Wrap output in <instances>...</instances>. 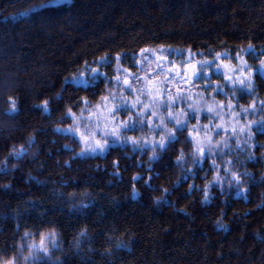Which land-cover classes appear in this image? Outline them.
<instances>
[{
  "label": "trees",
  "instance_id": "16d2710c",
  "mask_svg": "<svg viewBox=\"0 0 264 264\" xmlns=\"http://www.w3.org/2000/svg\"><path fill=\"white\" fill-rule=\"evenodd\" d=\"M249 43L255 57L241 55L258 68L264 57V0H0V257L23 252L26 232L54 231L53 258L36 264H264V133L255 126L244 151L237 153L233 139L230 155L216 153L200 163L193 162L198 157L188 135L197 124L194 117L175 142L156 149V159H150L151 147L142 151L120 141L104 152L80 154L79 138L57 130L72 124L62 119L68 107L79 116L82 97L95 105L107 94L103 79L95 84L71 79L86 61L97 67L95 61L107 56L110 66L100 71L111 79L117 53L122 67L134 71L142 48L164 46L179 58L189 50L194 58L210 59L217 52L235 58ZM211 82L226 85L224 94L215 96L225 107L214 124L224 123L230 134L232 112L253 101L255 113L239 122L264 118L259 72L251 94L233 95L221 75H212ZM196 87L195 94H187L201 101L196 93L203 84ZM10 97L17 102L15 112L8 111ZM203 101L213 102L211 88ZM181 107L187 110L177 101L176 110ZM162 114L167 116L166 108ZM128 116L117 113L116 120ZM199 123L203 139L206 112ZM161 132L149 131L145 120L143 128L137 123L123 135L143 143L159 141ZM224 136L220 130L214 143ZM21 147L25 152L14 156ZM213 159H232L233 171L250 173L242 176L244 191L225 178L223 190L213 184L204 201V186L216 176Z\"/></svg>",
  "mask_w": 264,
  "mask_h": 264
},
{
  "label": "snow or ice",
  "instance_id": "6c2138e0",
  "mask_svg": "<svg viewBox=\"0 0 264 264\" xmlns=\"http://www.w3.org/2000/svg\"><path fill=\"white\" fill-rule=\"evenodd\" d=\"M166 51L164 46H160L157 49H140L139 59H136L135 65L137 72H132L129 68L122 67L120 63L122 55L117 53L115 75L111 79H109L107 73L100 71L101 66H110L107 56L95 61L97 67L90 68L86 61L83 71L74 73L71 79L75 82L87 84H95L103 79L107 94L101 95L100 102L95 105H92L87 97H82V107L79 116L72 111L71 107H68L62 119L70 118L72 124L66 129L57 130L66 132L70 137L79 138V143L83 145L80 154L85 152H104L112 143L120 141L122 143H131L134 148L139 147L142 151H146L148 147H151L153 155L150 159H156V149L165 150L169 144L175 142L177 139L176 133L183 132L188 126L189 120L194 117L197 120V124L192 125L188 133L193 141V155L198 157V159H194V163L203 162L216 153H219L221 157L230 155L233 151L230 140L233 139L236 141L235 149L237 153L244 151L248 140L253 138L252 129L254 126L258 131L264 133V118L259 121L249 120L246 124L239 122L244 114L255 113V101L248 108H242L239 113L232 112L233 123L230 134L224 123H213L216 117L223 119L221 113L225 105L223 102H216L215 96L224 94L226 85L216 83L213 86L211 82L212 75H215L216 72L223 68V78L231 85L233 95L237 91L243 92L245 90L248 94H251L254 75L259 72L264 77V59H260L259 67L254 68L248 63L245 56L241 55L243 52L255 57V49L251 43L246 48H241L237 51L234 59L239 62L238 66L231 63L232 57H228L226 53L221 52H217L212 60H197L193 63L191 62L193 54L189 50V60L182 64L183 73L177 69L175 63L168 60V55L164 54ZM153 56L155 61L152 60ZM261 56H264V50L261 51ZM225 58L228 60L227 63H225ZM216 61H220V63H216ZM152 63H155V68L146 67V64L151 65ZM166 63L171 65L167 69L165 68ZM213 65L215 66V71H213ZM89 72L91 73L90 75ZM197 80L204 81L203 91L196 93L202 98L201 101H195L193 95L187 94V89L180 87V84H187L191 87ZM174 81L177 82V86L173 93L168 86ZM209 88H211L213 102L205 104L203 95ZM177 101L186 104L187 110L184 107L176 110ZM9 103L11 107L8 111H17L15 98L10 97ZM48 106L49 101L44 100L43 110L47 111ZM165 108L167 109L166 117L162 114V110ZM227 108L230 111L233 109L231 101L228 102ZM260 109L264 110V100L260 101ZM149 111L151 115L148 114ZM124 112L129 113L128 118L117 122V113ZM205 112L209 116V123L202 125L205 130L204 137L203 139H198L201 128L199 121ZM85 113H87V117H85ZM154 118H159V125L155 127ZM145 120L149 131L162 130L159 141H156L155 138L152 140L145 138L143 143H141L140 139L136 137H125L123 135L126 131L134 130L137 127V123H139L140 128H143ZM173 121V127L169 128L168 124ZM220 130L224 131L225 136L214 143V136L219 135ZM209 133H212V135ZM221 144L223 147H221ZM255 146V144L251 145V147ZM260 147L264 148V145H260ZM24 152V147H21L19 151L14 150L13 155L20 157ZM246 159H253V154L249 153ZM182 160L183 152L177 158V163ZM114 166L118 167V161H114ZM233 166L234 161L232 159L222 160L220 163H217L216 159L212 160L211 169L216 171V176L213 181L206 183L204 186V201L210 199L209 188L213 184H220L221 190H223L222 185L225 178L228 179L229 184L234 183L240 189V186L244 183L242 176H250V173L244 172L241 174L238 171H233ZM221 171L224 172L223 176L220 175ZM137 179L139 177H133L134 181ZM192 187L194 185H190V188ZM240 190L244 191V189ZM133 191L135 192V187H133ZM165 191L167 190L165 189ZM29 235V233H25V237ZM55 239L56 234L52 231L47 234L42 233L38 244L35 242L28 244V254L23 256L25 264H36L37 259H42L41 253L45 257L49 256L51 252L49 242H52V247H54ZM23 247L21 245L19 250L22 251ZM17 260L18 257L15 254L11 257H0V264H17Z\"/></svg>",
  "mask_w": 264,
  "mask_h": 264
},
{
  "label": "rangeland",
  "instance_id": "374dc122",
  "mask_svg": "<svg viewBox=\"0 0 264 264\" xmlns=\"http://www.w3.org/2000/svg\"><path fill=\"white\" fill-rule=\"evenodd\" d=\"M171 52L172 51H169V50H167L164 54L165 55H168V60L169 61H171V62H173V63H175V65L177 66V69L178 70H180L182 73H183V71H184V69L182 68V64L184 63V62H187L188 60H189V55H186V56H183V57H181V58H179V57H177V53L174 51L172 54H171ZM169 53L171 54V57H169ZM214 57H212V58H210V59H207V60H212ZM137 59H139V56H138V58ZM206 58H203V59H201V58H194V57H191V62H195V61H197V60H205ZM262 59H264V57L262 58ZM152 60L153 61H155V57L153 56L152 57ZM228 62V60L225 58V63H227ZM216 63H220V61H216ZM231 63L233 64V65H236V66H238V61H236L234 58L232 59V61H231ZM248 63H249V61H248ZM250 65H251V63H249ZM171 65L170 64H165V68L167 69V67H170ZM146 67H150V68H155V63H152L151 65H147L146 64ZM213 71H215V66L213 65ZM223 71H224V69L223 68H221L220 69V71L219 72H216V74L215 75H221V76H223ZM132 72H137V68H135L134 69V71H132ZM140 74H143V73H140ZM212 77V76H211ZM200 83H202V84H204V81H202V80H197L191 87H189V85H187V84H180V87H183V88H185V89H187L189 92H190V94L193 92L194 94H195V91H196V89H197V85H199ZM176 86H177V82L176 81H174L172 84H170L168 87H170L171 88V90H172V92L174 93L175 92V89H176ZM47 233H49V232H46V233H44V234H47ZM40 236L41 235H39V236H35L34 234H30L28 237H24V241H23V243H22V245L24 246L23 247V252H21L20 254H18L17 255V257H18V260H17V264H25V262H24V260H23V256H26L27 254H28V248H27V245L28 244H31V243H33V242H35V243H39V240H40ZM49 246H50V248H51V252H50V255L49 256H43V254L41 253L40 254V256L42 257V259H37V261L38 260H44V259H50V258H53L51 255H53V252L58 248V241H57V236H56V239H55V246L54 247H52V242H49Z\"/></svg>",
  "mask_w": 264,
  "mask_h": 264
}]
</instances>
